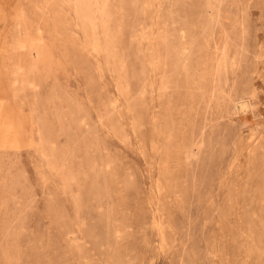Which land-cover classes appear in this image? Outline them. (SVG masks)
<instances>
[{"label":"rangeland","instance_id":"374dc122","mask_svg":"<svg viewBox=\"0 0 264 264\" xmlns=\"http://www.w3.org/2000/svg\"><path fill=\"white\" fill-rule=\"evenodd\" d=\"M0 39V264H264V0H0Z\"/></svg>","mask_w":264,"mask_h":264},{"label":"bare ground","instance_id":"6f19581e","mask_svg":"<svg viewBox=\"0 0 264 264\" xmlns=\"http://www.w3.org/2000/svg\"><path fill=\"white\" fill-rule=\"evenodd\" d=\"M209 17V16H208ZM1 40V39H0ZM20 42V41H19ZM18 47V46H17ZM24 47V46H23ZM22 48V47H21ZM20 74V73H19Z\"/></svg>","mask_w":264,"mask_h":264}]
</instances>
